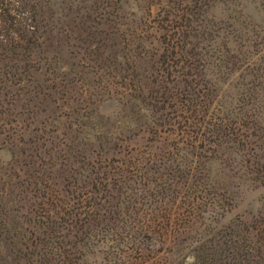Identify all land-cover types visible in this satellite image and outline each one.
<instances>
[{
	"label": "trees",
	"instance_id": "1",
	"mask_svg": "<svg viewBox=\"0 0 264 264\" xmlns=\"http://www.w3.org/2000/svg\"><path fill=\"white\" fill-rule=\"evenodd\" d=\"M157 1L147 22L122 0H0V115L41 126L0 163V264H264V211L222 223L207 167L226 156L264 188L258 43L209 19L236 0ZM243 66L255 79L225 94ZM107 103L136 106L140 141L94 128Z\"/></svg>",
	"mask_w": 264,
	"mask_h": 264
},
{
	"label": "rangeland",
	"instance_id": "2",
	"mask_svg": "<svg viewBox=\"0 0 264 264\" xmlns=\"http://www.w3.org/2000/svg\"><path fill=\"white\" fill-rule=\"evenodd\" d=\"M122 2H124L125 14L131 10H137L140 15L148 19L150 17L147 12H150L152 16L147 22L152 20L159 10L158 7L165 4L162 2L160 5L157 0L153 2L151 0H122ZM209 19L214 23L224 22V24L231 25L244 37L256 41L258 50L261 51L260 57H262V68H264V0H236L234 3H216L209 11ZM127 21L129 20L126 19ZM149 25L146 23L145 26L149 30L148 32L151 30ZM250 51L255 52V49L251 48ZM261 73L264 74V71ZM254 79L253 70L243 66L242 70L239 69L232 74L229 72L225 79L220 80L222 81L220 86L225 94L236 96L243 88V83L253 82ZM57 104L61 105L59 102ZM44 107L45 112L37 120H45L46 128L51 132L61 129L64 115L68 113V110L60 111L49 103H46ZM133 111L136 112V106L124 107L121 104L117 106L116 103H107L104 108L99 109L100 116L97 115L94 118L93 126L99 130L100 134L107 135L108 139L110 135H113L122 140L132 138L131 141H140L144 136L142 132L145 130V118ZM14 120L16 119L0 115V163L7 162L12 158V153L8 149L11 146V136H14L12 134L17 133L18 130L21 133L25 128L28 129L25 132L30 133L41 127L36 123H32L30 126L27 122L22 124L19 117L18 122ZM37 136H40V132L37 133ZM28 138L29 136H25V140ZM111 139L113 138L111 137ZM23 147L25 148V146L21 148ZM21 148L15 149L16 155ZM20 159L22 158L20 157ZM207 167L211 182L220 192L224 191L231 198V207L222 218V223H228L235 217L250 221L264 211V188H257L249 182L244 176L243 170L228 160L226 156H214L207 162ZM90 261L93 264H101L102 258L99 254H95L90 257ZM186 264H190V262L188 261Z\"/></svg>",
	"mask_w": 264,
	"mask_h": 264
}]
</instances>
